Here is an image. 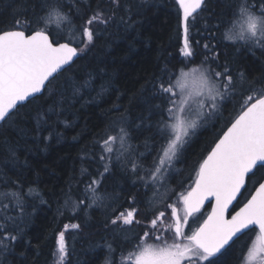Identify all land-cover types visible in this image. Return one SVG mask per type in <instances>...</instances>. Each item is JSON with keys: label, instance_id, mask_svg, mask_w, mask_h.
I'll return each instance as SVG.
<instances>
[{"label": "trees", "instance_id": "1", "mask_svg": "<svg viewBox=\"0 0 264 264\" xmlns=\"http://www.w3.org/2000/svg\"><path fill=\"white\" fill-rule=\"evenodd\" d=\"M60 3L71 23L63 19L53 23L57 17L53 15L47 26L53 39L70 42L80 56L47 84L42 95L18 107L0 126V192L23 196L19 201L0 197V218H14L16 227L9 222V231L18 236L8 251L0 254V264H55L60 233L66 245L62 264H129L124 261L151 228L153 213L166 206L157 202L153 208L150 201L157 188L139 177L147 180L154 170L161 143L156 107L161 98L153 85L157 77L179 72L180 62L185 61L181 55L182 13L176 0ZM40 5L41 0H0V28L10 27L14 19H31L34 13L44 15ZM231 5L232 0H206L203 10L189 18V43L195 56L183 70L198 67L201 61L214 70L222 71L227 65L238 88L241 73L246 77L244 89L259 87L264 83V48L224 38L227 29L238 32L244 27L242 17L232 16ZM96 11L109 16L114 13V18L106 24L88 25ZM84 27L94 32L92 42L83 36ZM234 99L248 103L246 97ZM234 99L225 103L223 115L208 118L186 139L165 187L158 189L161 197L165 193L172 197L166 203L176 202L173 190L178 195L189 189L194 167L211 150L221 128L226 129L229 114L234 118L239 112ZM122 120L127 122L132 154L117 159ZM109 135L117 137L110 145L111 154L102 147ZM101 155L105 159L101 160ZM261 176L264 169L248 181L231 213L246 201L248 192L254 190L252 184ZM93 179L100 181L93 186L98 194L106 197L99 203L86 199L91 196L88 185ZM133 209L138 215L132 225H124L122 220L112 223ZM209 209L208 205L192 219L191 228L202 222ZM256 235L257 230L240 236L217 254L216 264H242ZM241 245L244 255L240 254Z\"/></svg>", "mask_w": 264, "mask_h": 264}, {"label": "snow or ice", "instance_id": "2", "mask_svg": "<svg viewBox=\"0 0 264 264\" xmlns=\"http://www.w3.org/2000/svg\"><path fill=\"white\" fill-rule=\"evenodd\" d=\"M112 3L118 4L119 0H112ZM176 3L182 12L184 41L181 55L185 61L180 62L182 68L179 72L173 70L167 73V78L163 75L157 77L153 85L154 93L161 98V103L156 106L159 109L157 132L161 143L153 163L154 170H150L147 180L144 176L139 177L146 184L150 180L151 185L157 188L155 198L150 201L153 208L157 202L166 206L153 213L151 228L144 232L136 250L129 255L130 264H216L215 257L222 254L225 246L231 247L245 231L255 230H258L257 240L248 249L244 264H264V176L254 181V191L248 192L242 207L230 219L227 217L230 205L244 195L248 181L256 176L257 171L264 169V83L244 89L242 82L246 77L241 73V87L238 88L237 78L232 76L227 65L222 71L214 70L204 67L206 61L184 71L183 68L192 63L195 56L190 48L188 21L203 10L206 0H176ZM231 7L232 16L244 18L246 26L238 32L234 28L227 29L224 38L244 41V46L264 48V0H232ZM40 8L44 15L34 13L31 19H14L10 27L0 28V122L13 115L22 106L21 102L35 98V94L55 78L54 74L63 70V66L77 55V48L70 46V42L61 43L53 39L52 30L47 26L53 15L68 20L62 13L60 0H41ZM113 18L114 13L109 16L96 11L87 24H106ZM68 22L71 23L70 20ZM121 22L126 21L121 18ZM83 36L92 42L94 32L84 27ZM205 48H208L207 44ZM253 92L255 95L250 94ZM235 97H246L248 103L241 104ZM230 99H234V105H240L239 112L234 118L233 113L229 114L224 123L226 131L221 128L223 134L217 133L214 146L198 162V167H194L195 176L189 189L178 195L173 190L176 202L166 203L172 197L167 193L161 197L158 189L164 188V182L170 178L171 170L187 143L185 138L192 134L190 130H195L208 118L223 115L224 105ZM118 138L121 150H118L116 158L120 159L124 153L132 154L126 121L121 122ZM116 139V136L109 135L103 141L106 153H113L110 145ZM103 159L105 157L101 155ZM107 171L105 166L104 172ZM132 171L136 174L137 164H133ZM99 183L93 179L88 185L91 196H86V199L91 203H99L106 198L93 187ZM0 197L13 201L23 199L15 192H0ZM205 201L212 204L211 212L197 227L191 228L192 219L200 213ZM135 215H138L135 209L129 210L112 223L115 225L122 220L124 225H132ZM9 222L13 228L16 227L14 218H0V233H4L0 235V254L7 252L10 243L18 239L9 231ZM189 229L190 235L187 234ZM153 232L156 233L154 239ZM169 234L172 235V243L168 242ZM63 239L64 234L60 233V264L66 252ZM240 254L244 255L243 245Z\"/></svg>", "mask_w": 264, "mask_h": 264}, {"label": "water", "instance_id": "3", "mask_svg": "<svg viewBox=\"0 0 264 264\" xmlns=\"http://www.w3.org/2000/svg\"><path fill=\"white\" fill-rule=\"evenodd\" d=\"M178 6H179V5H178ZM179 8H180V7H179ZM181 13H182V12H181ZM61 43H64V42H61ZM70 46L75 47V46H73V45H71V44H70ZM79 56H80V54H79V52H78V50H77V55H76L75 57H73V60H72L68 65H64V66H63V70L58 71L57 73H55V74H54V77H56L58 74H60V73L63 72L65 69H67L68 67H70V66H71V65H72V64L78 59ZM51 80H52V79H51ZM44 90H45V88L42 89L40 93L35 94V98L38 97V96H40V95H42L43 92H44ZM32 99H34V98H29L28 101H30V100H32ZM28 101H26V102H21V104L24 105V104H26ZM3 122H4V121H3ZM3 122H0V126L2 125ZM225 131H226V129H225ZM222 134H223V133H222ZM222 134H221V135H222ZM213 146H214V145H213ZM253 191H254V190H253ZM241 196H242V195H241ZM241 196H240V197H241ZM240 197H239V199H240ZM239 199H238V200H239ZM238 200H237V201H238ZM237 201H234V202H233V205H230V212H229V214H227V217H228L229 219H230L231 215H234L235 212L238 211L239 208L242 207V205H243V204H242L239 208H237L235 211H233V212L231 213V211H232L233 207L236 205ZM245 202H246V201H245ZM245 202H244V203H245ZM208 205H209V207H210L209 212H208V214H209V213L211 212V209H212V204H210V203H208L207 201H205V206L202 207V209L205 208V207H207ZM202 209H201V210H202ZM208 214H207V215H208ZM207 215H206V217H207ZM206 217H205V218H206ZM257 231H258V230H257ZM246 232H248V231H245L244 234H245ZM241 236H242V235H241ZM227 247H229V246H225V249H226ZM223 250H224V249H222L221 251H223Z\"/></svg>", "mask_w": 264, "mask_h": 264}, {"label": "rangeland", "instance_id": "4", "mask_svg": "<svg viewBox=\"0 0 264 264\" xmlns=\"http://www.w3.org/2000/svg\"><path fill=\"white\" fill-rule=\"evenodd\" d=\"M59 17H55V20L54 21H52L53 23H57V21H59ZM241 26H246L245 25V20H244V18H243V23L241 24ZM241 30V29H240ZM191 132H193L194 130H190ZM191 136V135H190ZM185 139H188V137H186ZM181 214H182V211H181ZM155 232H153V239H154V237H155ZM257 236L258 235H256L255 237H254V239H253V241H252V243H251V245L249 246V248H251L252 246H253V244L256 242V240H257ZM168 239V242L169 243H172V235L170 234L169 235V237L167 238ZM149 242H152V241H149ZM64 245H65V243H64ZM66 246V245H65ZM248 248V249H249ZM65 249H66V247H65ZM135 251V250H134ZM133 251V252H134ZM248 251V250H247ZM132 253V252H131ZM247 254V253H246ZM65 256H66V252H65ZM245 257H246V255H245ZM245 257H244V260H245ZM64 260H65V257H64V259H63V262H64ZM62 262V263H63ZM124 263H129L130 264V261H129V256L125 259V261H124ZM55 264H60V262H59V252H58V244H57V247H56V252H55ZM242 264H244V261H243V263Z\"/></svg>", "mask_w": 264, "mask_h": 264}]
</instances>
